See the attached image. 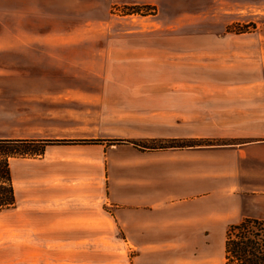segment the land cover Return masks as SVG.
<instances>
[{
	"label": "crops",
	"instance_id": "1",
	"mask_svg": "<svg viewBox=\"0 0 264 264\" xmlns=\"http://www.w3.org/2000/svg\"><path fill=\"white\" fill-rule=\"evenodd\" d=\"M15 1L0 0V139L98 141L49 144L41 155L13 158L20 209L42 210L53 222L87 223L60 225L67 246L84 236H122L126 249L137 252L128 264H225V239L215 250L211 239L225 237L230 226L247 218L264 219V137L247 127L235 136L242 139L238 143L175 147L173 153L186 152L188 158L170 168L158 159L149 163L152 156L141 147L113 142L147 137L134 125L145 118L126 112L131 105L118 93L121 86L101 79L100 59L95 61L102 57L109 68L106 60L119 39L3 35L13 30L5 24L10 14L18 22ZM250 51L264 57V49ZM259 111L247 107L237 122L257 125L264 121V109ZM81 124L91 134H55ZM158 137L163 138L150 139ZM100 188L106 189L102 202ZM105 207L117 229L101 233Z\"/></svg>",
	"mask_w": 264,
	"mask_h": 264
},
{
	"label": "rangeland",
	"instance_id": "2",
	"mask_svg": "<svg viewBox=\"0 0 264 264\" xmlns=\"http://www.w3.org/2000/svg\"><path fill=\"white\" fill-rule=\"evenodd\" d=\"M19 6L18 22L10 14L5 24L13 30L3 35L119 39L115 55L106 60L109 68L104 69L102 57L83 59H100L101 79L121 86L118 93L131 105L126 112L145 118L134 125L147 137L135 141L154 146L175 140L183 145L180 149L214 148L242 141L235 136L247 127L264 137V121L253 126L237 122L247 107L260 114L264 109V87H259L264 57L249 52L264 49V41L250 40L264 39V0H19ZM71 129L55 134H91L87 125ZM156 134L163 138L150 139ZM175 149L139 148L152 156L149 163L158 159L165 168L187 160L186 152ZM105 197L106 189L100 188V202ZM21 206L18 201L0 212V264H128L137 255L126 249L122 236H84L67 246L60 225L87 223L53 222L44 211ZM107 207L101 233L117 229ZM223 239H211L213 250Z\"/></svg>",
	"mask_w": 264,
	"mask_h": 264
},
{
	"label": "trees",
	"instance_id": "3",
	"mask_svg": "<svg viewBox=\"0 0 264 264\" xmlns=\"http://www.w3.org/2000/svg\"><path fill=\"white\" fill-rule=\"evenodd\" d=\"M130 13H134V10ZM122 141L144 149L183 146L177 144L175 140L160 142L159 145L154 146L143 145L135 140H113V142ZM87 142L96 143L97 140L0 139V212L13 209L18 202L11 170L13 158L30 154L41 155L49 144ZM224 248L225 264H264V219L247 218L241 223L230 226L225 236Z\"/></svg>",
	"mask_w": 264,
	"mask_h": 264
}]
</instances>
